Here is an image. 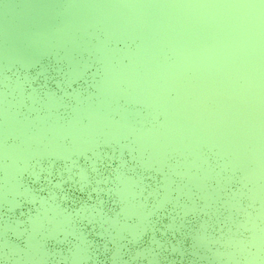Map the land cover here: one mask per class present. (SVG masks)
<instances>
[{
  "label": "water",
  "instance_id": "95a60500",
  "mask_svg": "<svg viewBox=\"0 0 264 264\" xmlns=\"http://www.w3.org/2000/svg\"><path fill=\"white\" fill-rule=\"evenodd\" d=\"M51 1L0 0V43L28 56L0 51V264H264V179L228 161L237 147L264 164V6L145 0L164 37L174 16L175 51L110 0ZM139 75L160 88L159 108L137 94Z\"/></svg>",
  "mask_w": 264,
  "mask_h": 264
},
{
  "label": "rangeland",
  "instance_id": "374dc122",
  "mask_svg": "<svg viewBox=\"0 0 264 264\" xmlns=\"http://www.w3.org/2000/svg\"><path fill=\"white\" fill-rule=\"evenodd\" d=\"M8 1V0H7ZM46 1V3H49V5H53V2L51 1V0H45ZM113 4H115L122 12H120V16H121V18H126V23H128L129 22V24H127V26L129 27L131 24H132V22L134 23L135 21H137V22H140V21H142V22H144V24H145V26H150L151 25V27H149V31L151 32V33H153L154 32V38L157 40L156 41V43H167L168 42V44L170 45V47H172L174 50H175V46L177 47L178 45H177V43H175V40H174V38L175 37H177V35H178V33H181V29L178 27V24H177V22L176 21H174V16L172 17V16H169V15H166V14H164L165 16H167V19L169 20V22H171V25H169L170 27V32L171 33H169V34H167V36L169 37V38H167L166 36L164 37V35L162 34V32H161V28L160 27H158L157 26V24L152 20V18H150V16H149V13H147V9H148V7L151 5L150 3H149V1L146 3V1L145 0H139V2L141 1L142 2V4H141V6L137 9V11L135 10V8L137 7V5H140V3L138 4V2H137V0L135 1V0H130V3H128V0H110ZM259 1H261V0H259ZM22 2H23V5H24V7L25 8H30V9H34L35 8V4H34V2H33V0H22ZM81 2L84 4V7H89V4H88V2H84L83 0H81ZM131 2H133V4L132 5H130L131 4ZM6 4H7V2H6ZM5 4V5H6ZM83 4H81V5H83ZM252 4L253 5H257L259 8H261L260 6H264L263 4H261L260 2H258L257 0H253V2H252ZM244 5V4H243ZM238 5L237 4H235V8L237 7ZM50 9V8H49ZM90 9V10H89ZM135 10V11H134ZM165 10V9H164ZM263 10H264V8H263ZM86 11L89 13L88 14V16L90 17V19H94V17H96V15H97V10H96V8L93 6L92 8H86ZM3 11H1V9H0V13H2ZM48 12H50L51 14H53V12H54V10H52V8L50 9V10H48ZM47 12V13H48ZM51 14H49L48 16H46L45 17V19H44V22H46L47 21V19H48V17H51L52 15ZM65 16L67 17L66 18V20H69V18H71V17H74L73 16V13H72V10H70V9H66V11H65ZM262 17L264 16V12H263V14L261 15ZM25 17H27V18H29L30 19V16H28V15H26V14H21V16H20V18H23V20L24 21H26L25 20ZM75 18V17H74ZM256 18V17H255ZM264 18V17H263ZM38 20V19H37ZM76 20V22H77V20L78 19H75ZM98 20V19H97ZM103 21V24L105 25V27H106V31L107 32H109V34H115L116 33V30L117 29H113L112 27H110L109 26V24L105 21V20H102ZM80 22V21H79ZM44 26V25H43ZM126 26V27H127ZM81 27V30H82V32H85L86 31V26H80ZM152 30V31H151ZM42 31H43V33H44V38H45V40H50L49 39V37H50V30H49V28H45V26H44V28H42ZM125 31H122V33H124ZM158 35V36H157ZM172 36H174V37H172ZM62 37V38H61ZM66 37L67 36H60V37H57V38H59V39H61L63 42H64V44L65 45H67V44H71L72 46H75V47H77L78 45H77V43H75V40H74V38H72V37H69L68 39H66ZM169 39V40H168ZM177 40V39H176ZM6 42V41H5ZM4 42V43H5ZM150 43V42H149ZM74 48V47H73ZM13 48H11V47H7V46H3V45H1V43H0V51L4 54L3 56H5V57H7V58H11V56H12V54L13 53H17L18 55H20L22 58H24L26 55H27V52H25V51H21V49H15V50H12ZM12 50V51H11ZM17 50V51H16ZM38 50V49H37ZM156 48H155V45H153V43L151 44H147V46H144V48H143V50H142V56L140 57V59H138V60H140V62L143 64V66L145 67V69L150 65V66H153L154 64H155V62L156 61H154V59H153V57H151V59L149 60V62L147 61V60H145L144 58H145V56H146V54H149V55H151V56H154V54L156 53ZM176 51V50H175ZM179 52V56L181 57L182 55H183V50H179L178 51ZM218 52H219V56L218 57H222V52H221V50L219 49L218 50ZM27 58H28V56H26ZM103 59L105 58V70H106V72H107V70L109 69L108 68V66L106 65V64H108V62H107V60H106V56H104L103 55V57H102ZM184 58L189 62L191 59H193V57L192 56H188V55H186V54H184ZM188 58H190V60H188ZM245 61L247 62L248 61V63L250 64V65H252V61L250 60V57L249 56H245ZM69 62L72 64V72L74 73V72H77V70L79 69V62L77 61V60H74V58H70L69 59ZM148 62V63H147ZM179 65H177V67L176 68H174V72H177V71H179V67H178ZM165 67V70H167V71H171V70H169L168 68H166V66H164ZM229 67V66H228ZM163 69L162 67H159V69ZM127 70V67H125V68H122V71H123V73L125 74V71ZM167 75H168V78L170 77V75L167 73ZM124 79V78H123ZM130 80H131V78H130ZM132 81L133 82H135V84H136V87H137V94L140 92V94H142V96H145V97H147V98H149L150 100H152V101H154L153 103L156 105L157 104V102H159V100L158 99H156V97H158V96H161V94H160V88H157V86H154V84L152 83V82H150L149 80H146L143 76H141V75H139V76H137L135 79L134 78H132ZM143 81H146V83H147V85L146 86H143L144 85V83L145 82H143ZM168 82L170 83V84H172V85H175V84H177V82L176 83H174L173 81H172V77H170L169 79H168ZM178 91V90H177ZM221 100L219 101V100H217V102H216V110H218L219 112H220V114L221 115H224V111H226L225 110V108H224V105L222 104L221 105ZM169 104V103H168ZM178 104V103H177ZM178 105H180V104H178ZM176 106V109L179 111V112H181L182 113V111L183 110H181L180 108H179V106ZM157 106V108H159L158 107V105H156ZM174 108H175V106H174ZM184 108V107H183ZM216 110H211V111H207V114H209V113H211V112H213V111H216ZM218 113V112H217ZM177 115V114H176ZM219 115V114H218ZM220 116V115H219ZM173 122H171V124H172ZM235 123H237V127H239L240 129H242L243 127L241 126V124H238V123H240V122H238V121H236ZM174 125V124H173ZM173 125H171V130H172V133H171V136L173 135V131H174V127H173ZM204 127H205V129L206 130H210V132H211V134H212V136L210 135V133H206L205 131V134H207V136H209L210 138V140H211V142H213V144H217L218 146H220V147H218L219 148V150H220V152H222L223 154H225V155H223L224 157H226V155L228 154H231V147H232V145H230L229 143H226V139L224 138H222V135H218L217 136V134H219V132H220V129L218 128V127H216V126H213V127H210L208 124H204ZM225 128V127H224ZM214 129V130H213ZM241 132H242V130H241ZM77 134H75L74 133V135H73V138H75L76 140H77ZM178 136H177V138L175 139V140H178ZM228 139V138H227ZM191 140V139H190ZM190 144V143H189ZM192 145V144H191ZM158 148L160 149V148H162V146H158ZM233 153H234V159H232V157H230V159L228 160L230 163H232V164H234V165H236V166H241L242 168H243V170H244V172H245V174L248 176V177H250V178H254V176H253V174L255 173L257 176H260V177H262L263 179H264V164L263 165H261L260 167H258V168H256V167H254L253 168V166H248V159H246V156L245 155H243V154H241L240 153V150H239V148L237 149V147H235V149L233 150ZM192 178V180H194V181H196V182H200V180H199V178H197V177H195V176H191ZM202 183H203V186H205V182L204 181H202ZM201 184V183H200ZM214 194H211V196H213ZM210 197V195L209 196H207L206 198L208 199Z\"/></svg>",
  "mask_w": 264,
  "mask_h": 264
},
{
  "label": "clouds",
  "instance_id": "9594fccd",
  "mask_svg": "<svg viewBox=\"0 0 264 264\" xmlns=\"http://www.w3.org/2000/svg\"><path fill=\"white\" fill-rule=\"evenodd\" d=\"M246 7H258L257 5H252V4H247V5H244Z\"/></svg>",
  "mask_w": 264,
  "mask_h": 264
}]
</instances>
